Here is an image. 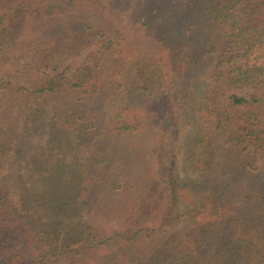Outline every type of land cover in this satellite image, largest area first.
I'll use <instances>...</instances> for the list:
<instances>
[{"label": "trees", "instance_id": "obj_1", "mask_svg": "<svg viewBox=\"0 0 264 264\" xmlns=\"http://www.w3.org/2000/svg\"><path fill=\"white\" fill-rule=\"evenodd\" d=\"M258 162L264 0H0V264H264Z\"/></svg>", "mask_w": 264, "mask_h": 264}, {"label": "rangeland", "instance_id": "obj_2", "mask_svg": "<svg viewBox=\"0 0 264 264\" xmlns=\"http://www.w3.org/2000/svg\"><path fill=\"white\" fill-rule=\"evenodd\" d=\"M136 2V1H134ZM87 51L88 50H85L82 52V54L76 59V60H70V61H65V63H63L64 66H71L72 69H76L80 64L81 62L84 60V58L86 57L87 55ZM48 72H54V71H48ZM249 91V88H245V89H241V90H236L235 92L239 93V94H245L246 92ZM158 114V113H157ZM157 120L158 119H155L154 120V123H157ZM196 120L194 118H190V120L187 122V124L185 123L182 130H183V134H186V132H194L196 130ZM150 128H153V127H150ZM162 128L169 131L170 133L173 132V129L167 125V124H162ZM257 165L259 166V169H256L255 171L258 172L260 169H264L263 168V165L258 162Z\"/></svg>", "mask_w": 264, "mask_h": 264}]
</instances>
